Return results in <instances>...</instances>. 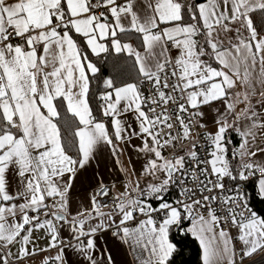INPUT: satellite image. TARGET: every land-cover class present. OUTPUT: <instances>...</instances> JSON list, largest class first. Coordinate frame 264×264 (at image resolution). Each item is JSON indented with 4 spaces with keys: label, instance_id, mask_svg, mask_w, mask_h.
<instances>
[{
    "label": "snow or ice",
    "instance_id": "snow-or-ice-1",
    "mask_svg": "<svg viewBox=\"0 0 264 264\" xmlns=\"http://www.w3.org/2000/svg\"><path fill=\"white\" fill-rule=\"evenodd\" d=\"M129 147L139 171L120 159ZM105 150L123 191L89 176ZM253 199L264 0H0V264H69L68 248L114 264L101 235L146 253L136 264H174V233L198 243V264H257Z\"/></svg>",
    "mask_w": 264,
    "mask_h": 264
},
{
    "label": "crops",
    "instance_id": "crops-1",
    "mask_svg": "<svg viewBox=\"0 0 264 264\" xmlns=\"http://www.w3.org/2000/svg\"><path fill=\"white\" fill-rule=\"evenodd\" d=\"M133 143H138V141L134 140ZM129 158L132 159L135 168L137 169V171H139L142 162L137 160L135 152L131 147H129L127 151L124 153V155L120 157V159L124 162L125 165H127V161ZM115 159H116L115 157H112L110 155V150H105L99 163H97V161L95 160L93 161L89 171V176L94 175L96 180H103L105 184L111 185L115 183V191L119 192V191H123V183L126 177L123 173L119 171V167L116 165ZM92 186L95 187L96 185L93 183ZM91 190L92 189L88 187L87 181H84L83 183L80 182L76 183L72 191L73 211L77 210V207L78 205H80L81 202H83L84 207L88 206V202L85 199V197L89 192H91ZM71 236L72 233L67 227L61 229L62 239L68 241L71 238ZM38 243L40 247H44L46 241L44 239H40ZM96 243H97V255H99V251L101 249L108 248L113 250L114 264H136L135 261L136 255H141V256L147 255L146 253H143L142 250H137L136 253H132L131 250L128 249L126 246L120 250H115L112 245V238L110 237V235L98 236ZM48 254L49 253H38L34 258L28 261V264H40L43 257ZM50 254L55 255V251H52ZM65 256L69 264H74L75 261H80V264H87V262L84 261L82 257L77 256L70 248L65 250Z\"/></svg>",
    "mask_w": 264,
    "mask_h": 264
},
{
    "label": "trees",
    "instance_id": "trees-1",
    "mask_svg": "<svg viewBox=\"0 0 264 264\" xmlns=\"http://www.w3.org/2000/svg\"><path fill=\"white\" fill-rule=\"evenodd\" d=\"M106 71H110V69H106ZM248 191H251V187H249ZM252 206L258 213L264 211V204L260 203L258 199H253ZM173 239L178 242V247L180 248L174 264H198V243L193 242L191 237L184 238L175 233L173 234Z\"/></svg>",
    "mask_w": 264,
    "mask_h": 264
},
{
    "label": "built area",
    "instance_id": "built-area-1",
    "mask_svg": "<svg viewBox=\"0 0 264 264\" xmlns=\"http://www.w3.org/2000/svg\"><path fill=\"white\" fill-rule=\"evenodd\" d=\"M254 259L257 261V264H264V257H261L260 255H257L256 257H254ZM246 264H247V262H246Z\"/></svg>",
    "mask_w": 264,
    "mask_h": 264
}]
</instances>
